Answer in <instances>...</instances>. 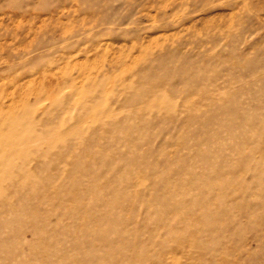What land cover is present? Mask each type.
<instances>
[{
  "label": "rangeland",
  "instance_id": "rangeland-1",
  "mask_svg": "<svg viewBox=\"0 0 264 264\" xmlns=\"http://www.w3.org/2000/svg\"><path fill=\"white\" fill-rule=\"evenodd\" d=\"M0 264H264V0H0Z\"/></svg>",
  "mask_w": 264,
  "mask_h": 264
}]
</instances>
